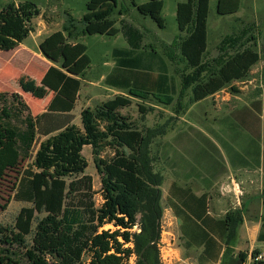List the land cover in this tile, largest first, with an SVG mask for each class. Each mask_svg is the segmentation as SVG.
Wrapping results in <instances>:
<instances>
[{"label":"trees","instance_id":"1","mask_svg":"<svg viewBox=\"0 0 264 264\" xmlns=\"http://www.w3.org/2000/svg\"><path fill=\"white\" fill-rule=\"evenodd\" d=\"M118 2L89 0L82 29L67 12L62 29L40 43L42 53L60 62V66H50L40 81L21 73L16 81L19 91L0 92V102H4L0 106V179L29 159L14 198L31 204L20 209L13 226L0 223V264H127L133 255L137 257L136 264H160L157 241L163 216V178L152 169L143 129L121 109L132 105L133 97L154 96L167 105L175 98L168 71L152 70L138 52L144 36L141 29L127 26L125 34L130 47L114 49L117 65L106 77L108 84L127 89L128 94H117L94 107L83 108L82 126L63 116L74 109L82 79L92 64L87 44L71 40L86 34L116 35L119 29L110 16ZM132 2L160 27L165 26L164 0ZM209 11L210 0H180L177 4L179 29L187 31L181 41V53L197 72L206 67ZM120 12H125L124 8ZM41 13L30 0L4 5L0 9V50L18 47L34 31L33 19ZM43 15L46 17V12ZM260 59L261 53L251 47L234 53L208 79L196 83L194 100L244 79ZM49 89L55 96L48 112L34 114L21 92L42 100ZM9 93L13 97L11 103L7 100ZM140 108L145 112L142 104ZM49 114H55L54 120L50 118L48 122L54 123L44 130L43 122ZM87 145L92 147L101 179L100 206H96L94 179L87 171L89 162L83 154ZM107 147L113 148L111 156L101 153ZM37 213L44 215L34 227ZM181 217L189 222V231L184 232L186 243H205L206 251L212 239L210 233L192 216ZM242 221L240 210L228 212L222 220L227 246L220 264L246 263L248 253H235L233 248L236 229ZM106 224L115 229H104ZM258 254L255 249L252 257Z\"/></svg>","mask_w":264,"mask_h":264},{"label":"rangeland","instance_id":"2","mask_svg":"<svg viewBox=\"0 0 264 264\" xmlns=\"http://www.w3.org/2000/svg\"><path fill=\"white\" fill-rule=\"evenodd\" d=\"M10 1L26 0H0V9ZM40 9L41 14L35 20L34 35L37 40L43 39L53 29H62L67 19V12L71 13L77 21L80 29L83 28V15L87 12V2L89 0H30ZM142 3L146 0H135ZM180 0H164L162 11L165 19V26L160 27L149 15L141 13L133 4L132 0H119L111 18L115 20V26L119 29L116 35L86 34L81 36V41L87 44L88 54L92 59L91 67L86 71V77L92 80H98L103 74H106L107 64H113L115 58L112 54L115 48H129L130 43L125 30L127 26L137 27L144 33L143 42L140 51L143 58L154 71L167 70L171 78V86L174 95L172 104L167 105L159 102L154 96L148 99L133 97V103L130 106L122 108V112L131 116L134 122L143 129L148 139V152L151 158L152 169L159 173L163 178V188L169 180L170 174L166 170V160L162 152L166 141L171 140V136L179 130H186V119L195 115L196 107L193 97V87L199 81L208 79L209 75L215 72L219 64L238 51L251 47L261 52L262 60L254 65L252 73H249L244 79L234 81L228 85L224 92H220L213 98H223L227 92L239 95L246 99L258 95L264 85V0H210V11L208 16V45L205 52L204 62L206 67L196 71L195 67L190 66L181 53V41L187 35V31L181 32L177 21V4ZM234 5L236 8H233ZM223 8L221 9V7ZM125 12L121 13L120 9ZM46 12V17L43 13ZM41 34V35H39ZM37 48V47H36ZM153 52H157L156 55ZM22 51L17 52L7 59V53L0 52V92L19 88L17 78L21 74V68L15 66L18 59L22 58ZM17 69H19L17 71ZM102 84H104L102 80ZM232 86L237 88V91ZM85 88L83 96L78 100L73 111L72 118L74 122L81 123V110L87 106H96L102 100L115 96L107 91H99L96 88ZM113 88V87H112ZM19 91V90H18ZM91 92L88 96L87 94ZM53 93L49 90L46 100L32 99L29 95L28 102L34 112H37ZM128 93V92H127ZM7 100L13 102V97L9 93ZM4 102H0L2 106ZM140 104L143 105L145 112L141 111ZM213 101L209 99L200 105L201 109H212ZM198 108V109H197ZM214 113V112H211ZM26 114V111L24 112ZM103 156H111L113 148L107 147L102 152ZM89 164L88 173L93 176L94 199L96 206H100L103 197L99 192L101 188V179L97 172L92 147L87 145L83 149ZM29 159L23 161L16 169L10 170L0 179V223L4 226H13L17 214L25 205H31L29 202L16 200L14 198L15 188L23 169L27 166ZM223 182L219 185L221 193L222 184H232ZM235 196L233 192H231ZM236 198V196H235ZM236 200H238L236 198ZM167 203L165 200L162 206ZM164 211V209H163ZM243 217V212L240 210ZM44 214L37 213L36 221ZM243 222V221H242ZM242 224V223H241ZM240 224V225H241ZM236 229L234 238L235 250L238 240L239 228ZM104 229H115L112 224H106ZM134 228V230H136ZM31 241V236H29ZM259 244H264L259 242ZM185 253V248L182 246ZM136 255H133L127 264H136ZM247 264H253L248 260Z\"/></svg>","mask_w":264,"mask_h":264},{"label":"crops","instance_id":"3","mask_svg":"<svg viewBox=\"0 0 264 264\" xmlns=\"http://www.w3.org/2000/svg\"><path fill=\"white\" fill-rule=\"evenodd\" d=\"M34 31L18 47L0 52L7 53L6 58L10 60V57L22 51V58L18 59L19 62H16L15 66L21 68V73H28L40 81L50 66H60V62L46 57L40 49V43L56 30L53 29L40 40H37ZM71 41H81V36ZM116 65V59L114 65L107 64V69H104L107 73L98 80H92L85 74L77 102L83 96L85 88L90 86H92L90 89L96 88L115 95H127V89L106 82L107 75ZM261 86L262 90L257 92L258 95L246 99L230 92L221 99L213 98L224 92L227 88L225 87L215 94L196 101V107L200 109L197 108L198 111L196 110L191 119H186L188 123L186 130L175 132L171 140L163 145L166 170L170 174L169 180L162 188V202L165 200L167 203L163 206V216L180 237L183 256L191 259L194 264H220L227 246L226 229L222 220L233 210H241L244 216L239 228L235 253L240 251L248 253L245 264L251 260L255 249L259 250V254L264 255V244H259V242L264 243V85ZM21 93L28 102L30 94ZM90 93L89 91L87 95L89 96ZM54 96L53 91L37 112L32 110L33 113L48 112V106ZM45 99L47 97L42 100ZM209 99L213 101L212 109L202 110L200 105ZM105 100L107 99L101 102ZM74 109L64 113L63 116L71 123L82 126V121L76 123L72 118ZM54 117L55 114H49V118L43 122L44 130L50 129L54 122L52 121L51 124L48 122ZM230 180L238 183L242 189L238 200L231 193L222 194L219 191V185L223 182L229 183ZM184 214L192 216L210 233L212 239L209 240L206 251L205 243L199 245L186 243L187 237L184 232L189 231L187 225L189 222L181 217ZM182 246L185 248V253L182 251Z\"/></svg>","mask_w":264,"mask_h":264},{"label":"built area","instance_id":"4","mask_svg":"<svg viewBox=\"0 0 264 264\" xmlns=\"http://www.w3.org/2000/svg\"><path fill=\"white\" fill-rule=\"evenodd\" d=\"M233 192L237 199H240L242 189L236 182L232 184H222L221 193L228 194ZM161 233L157 241V246L160 255V264H194V262L184 257L181 252L180 237L175 233L170 222L162 216L161 218ZM253 264L264 262V255L258 254L251 257Z\"/></svg>","mask_w":264,"mask_h":264},{"label":"water","instance_id":"5","mask_svg":"<svg viewBox=\"0 0 264 264\" xmlns=\"http://www.w3.org/2000/svg\"><path fill=\"white\" fill-rule=\"evenodd\" d=\"M37 14H39V13H37Z\"/></svg>","mask_w":264,"mask_h":264}]
</instances>
